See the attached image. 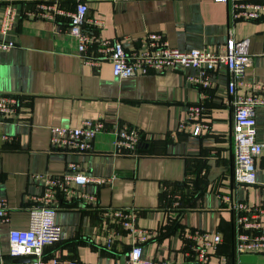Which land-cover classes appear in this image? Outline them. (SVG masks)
<instances>
[{
  "label": "crops",
  "instance_id": "obj_1",
  "mask_svg": "<svg viewBox=\"0 0 264 264\" xmlns=\"http://www.w3.org/2000/svg\"><path fill=\"white\" fill-rule=\"evenodd\" d=\"M53 2L70 12L78 0H0V21L7 7L15 8L12 28L0 37L16 43L0 51V93L20 100L18 113L0 121V199L7 205V219L0 220V261L13 259L10 231L29 227L30 209L44 191L34 175H62L74 163L91 177L113 179L73 181L67 191H57L56 221L64 238L44 248L45 259L127 264L134 240L112 211L133 208L138 226L149 233L144 259L199 264L191 248L196 241L186 232L205 231L211 239L222 236L208 249L206 264H264V251L236 249L232 201L264 206V152L256 160V183H236L228 68L210 73L207 87L191 80L200 73L194 67L117 77L109 60L88 63L80 56L68 16L28 14ZM88 7V17L104 21L96 33L120 40L128 50L138 49L148 32L162 33L170 46L184 50L217 46L230 37L249 39L253 63L239 80L259 84L255 93L264 98V13L258 20L234 21L228 5L217 0H89ZM88 54L97 57L95 46ZM239 93L253 92L242 85ZM198 104L205 109L191 118L189 108ZM100 117L107 128L95 138L93 151L52 144L54 126L77 127ZM256 120L257 139L264 142V104L257 106ZM197 125L202 128L195 134ZM126 126L143 133L136 154L115 147L114 129ZM177 192L180 200L173 196Z\"/></svg>",
  "mask_w": 264,
  "mask_h": 264
},
{
  "label": "built area",
  "instance_id": "obj_2",
  "mask_svg": "<svg viewBox=\"0 0 264 264\" xmlns=\"http://www.w3.org/2000/svg\"><path fill=\"white\" fill-rule=\"evenodd\" d=\"M88 1L78 0L75 10L66 11L58 3H41L36 10L28 14L37 17L55 18L68 16L70 20V34L77 38L79 54L85 57L88 63H100L107 59L112 65L113 74L120 78L142 76L151 73H160L177 66L200 69L199 76L191 80L200 83L203 87L210 84L209 75L221 65H225L231 73L228 83V92L234 104V169L233 177L236 183L252 185L256 183V160L264 152V142L257 139L256 108L264 104V98L255 92L260 85L253 82H243L239 77L245 75L246 70L253 63L249 51V39L236 40L230 37L224 44L205 48L179 49L170 46L166 37L159 32L145 33L141 38V46L135 50H128L123 42L99 36L96 31L104 26V21L88 17ZM130 1V0H112ZM228 5L230 15L236 20H258L264 13V0H217ZM15 8L7 7L6 17L0 21V32L7 33L13 25ZM16 43L0 37V51L10 50ZM91 46H95L97 57L88 54ZM246 85L252 94L239 93V87ZM19 98L10 93H0V121L7 119L19 111ZM205 109L202 104L192 105L189 108L191 118L200 117ZM185 127V124H181ZM107 125L103 117L84 120L77 127L54 126L51 142L57 149L93 151L95 138L106 130ZM202 125L194 128L198 134ZM114 144L119 153L136 154L142 131L134 126L115 128ZM5 139L10 137L5 135ZM70 171L62 175L36 173L34 177L42 180L44 191L37 197L38 202L30 209L29 227L12 229L10 231L9 256L13 259L27 258L28 262H4L0 264H81L78 260H60L55 257L47 260L44 257V248L54 245L64 238V230L56 221L57 206L54 199L58 190L67 191L75 181L86 185L93 181L105 184L112 181V177H91L74 163L69 164ZM180 200L182 193L173 195ZM179 201L174 203L179 207ZM232 209L236 212V249L240 253L264 251V206H250L242 200L232 201ZM112 214L128 229L134 240L127 264H172L167 260H148L143 258V244L148 240L149 233L138 226L137 212L133 208L114 209ZM7 219V205L0 199V220ZM196 242L191 245L193 255L199 264H206L209 260L208 249L222 240L217 233L213 239L208 232H186ZM187 264H194L193 261Z\"/></svg>",
  "mask_w": 264,
  "mask_h": 264
},
{
  "label": "water",
  "instance_id": "obj_3",
  "mask_svg": "<svg viewBox=\"0 0 264 264\" xmlns=\"http://www.w3.org/2000/svg\"><path fill=\"white\" fill-rule=\"evenodd\" d=\"M130 250L128 251L126 257H129ZM29 259L27 258H17V259H11L9 262H28Z\"/></svg>",
  "mask_w": 264,
  "mask_h": 264
}]
</instances>
